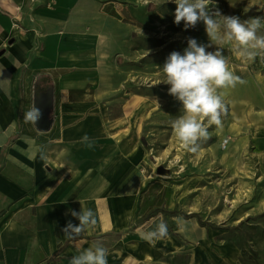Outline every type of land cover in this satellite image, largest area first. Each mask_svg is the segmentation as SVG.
I'll list each match as a JSON object with an SVG mask.
<instances>
[{"label": "crops", "instance_id": "0c3cea01", "mask_svg": "<svg viewBox=\"0 0 264 264\" xmlns=\"http://www.w3.org/2000/svg\"><path fill=\"white\" fill-rule=\"evenodd\" d=\"M41 2L0 0V264H70L95 245L108 264H191L204 225L162 207L166 190L150 191L180 102L129 90V63L160 20L156 0ZM231 99L200 148L216 159L264 135V80L237 84ZM33 106L43 117L26 124ZM82 207L97 223L69 240L62 229L79 225L69 210ZM161 218L168 235L149 244L141 234Z\"/></svg>", "mask_w": 264, "mask_h": 264}, {"label": "rangeland", "instance_id": "374dc122", "mask_svg": "<svg viewBox=\"0 0 264 264\" xmlns=\"http://www.w3.org/2000/svg\"><path fill=\"white\" fill-rule=\"evenodd\" d=\"M156 2L160 20L146 28L154 39L145 40L143 55L129 63V75L133 79L129 81V90L134 94L177 100L169 95L170 85L163 83L161 68L171 52L183 54L189 37L207 46L208 51L219 48L230 69L243 80H264V61L259 57L254 61L237 59L227 43L212 44L203 22L187 30L184 22L176 25L177 5L173 0ZM45 3L42 0L41 4ZM20 9L23 12L24 7ZM210 9L213 14L219 11L241 21L263 18L264 0H211ZM235 88L225 91L227 111L222 122L231 111ZM180 109L181 103L177 110ZM159 149L155 161L160 165L155 176L160 181L150 191L156 194L159 189L166 190L162 207L174 208L176 214L189 212L185 216L195 217L204 225L203 232H192L191 264H264V135L257 137L247 151L223 159H216L205 150L189 153L179 146L176 138L168 145L159 144ZM167 149L170 150L166 152ZM161 221L162 218L154 222V226ZM176 236L179 239L181 235L177 232Z\"/></svg>", "mask_w": 264, "mask_h": 264}, {"label": "clouds", "instance_id": "9594fccd", "mask_svg": "<svg viewBox=\"0 0 264 264\" xmlns=\"http://www.w3.org/2000/svg\"><path fill=\"white\" fill-rule=\"evenodd\" d=\"M177 5L174 23L184 22L185 30L195 28L199 22L205 25L206 33L215 45L227 43L237 59L254 61L257 57L264 61V18L256 17L241 21L237 16H224L219 11L211 12V0H173ZM188 46L183 54L171 52L162 66L164 81L170 85L169 95L181 104V114L171 122L173 135L185 151L198 154L202 143L210 139L208 129L222 128V115L227 111L225 91L235 88L246 81L236 75L220 49L208 51L207 46L195 38L187 39ZM43 117L42 111L33 106L23 114L26 124H38ZM87 147H93L87 135L82 138ZM227 141L221 145L225 146ZM42 159L46 157L42 156ZM71 216L79 220V225L71 221L62 229L69 240L76 239L89 227L97 223L91 209L80 212L69 210ZM179 225L180 221L177 220ZM168 226L164 221L141 238L149 244L164 239ZM108 250L95 245L73 256L70 264H108Z\"/></svg>", "mask_w": 264, "mask_h": 264}, {"label": "built area", "instance_id": "2783aa9c", "mask_svg": "<svg viewBox=\"0 0 264 264\" xmlns=\"http://www.w3.org/2000/svg\"><path fill=\"white\" fill-rule=\"evenodd\" d=\"M263 18H264V16H263ZM224 141H227V143H226L225 146L222 147V149H226V148L228 147L229 142H230V138H229V137L224 138V139L222 140L221 145L224 143Z\"/></svg>", "mask_w": 264, "mask_h": 264}]
</instances>
